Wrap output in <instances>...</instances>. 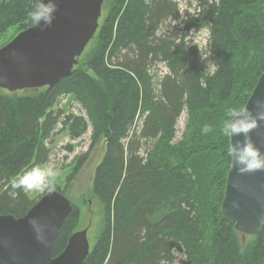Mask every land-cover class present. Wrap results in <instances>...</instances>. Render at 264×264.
<instances>
[{"label":"trees","instance_id":"1","mask_svg":"<svg viewBox=\"0 0 264 264\" xmlns=\"http://www.w3.org/2000/svg\"><path fill=\"white\" fill-rule=\"evenodd\" d=\"M196 1L184 27L167 30L181 17L174 0H112L69 76L53 86L0 88V214L20 217L35 203L13 181L48 161L46 143L59 126L72 139L91 127L94 143L106 144L93 185L104 218L84 264H264V226L243 248L221 212L232 162L222 124L264 72V0ZM34 3H0V47L34 25ZM192 29L209 31L213 71L187 40ZM159 62L168 68L163 76L150 73ZM63 96L85 115L57 107ZM185 109L190 132L170 145ZM73 205L54 256L80 225Z\"/></svg>","mask_w":264,"mask_h":264},{"label":"water","instance_id":"2","mask_svg":"<svg viewBox=\"0 0 264 264\" xmlns=\"http://www.w3.org/2000/svg\"><path fill=\"white\" fill-rule=\"evenodd\" d=\"M103 3L56 0L57 10L50 26L32 25L0 47V88L17 92L53 86L69 76L97 33ZM257 100H264V72L245 106L255 112ZM251 137L264 153V121ZM237 140H243V136L230 138V143ZM73 206L66 193L54 188L23 216L0 214V264H84L91 248L87 228L73 232L62 252L53 255L56 239ZM221 212L237 231L259 234L264 226V171L239 174L232 160ZM32 220L40 226L43 241L37 238Z\"/></svg>","mask_w":264,"mask_h":264},{"label":"rangeland","instance_id":"3","mask_svg":"<svg viewBox=\"0 0 264 264\" xmlns=\"http://www.w3.org/2000/svg\"><path fill=\"white\" fill-rule=\"evenodd\" d=\"M178 4L180 11V21H169L167 30L183 28L184 20L188 14H193L197 10L196 0H174ZM112 0H104L102 17L99 21L101 26L111 11ZM17 29H11L8 37L15 33ZM190 45H198L201 60L208 71H213L214 66L211 57L214 54V48L209 41V31L207 29H192L187 37ZM91 43L88 45L91 46ZM159 73L163 76L168 72V68L163 62H159L156 66H152L150 73ZM57 107L63 108L68 112L81 113L85 112L79 104L71 96H63L58 101ZM190 124L189 112L185 109L178 119L175 126L174 136L170 145H175L186 140L185 136L190 132L188 129ZM152 144L144 146L142 153L145 155L148 147ZM49 149V159L41 166L54 165L58 170V176L55 180V188L64 190L73 204L79 206L81 211V221L78 230L88 229V238L90 242V250L95 246V242L100 233V227L104 218L103 206L94 193V179L97 167L103 160L106 144L104 140L94 143L92 140V128L82 135L80 138L72 139L67 131L61 130L60 126L57 132L46 143ZM80 165L76 171L74 178L69 182V177L73 174L75 167ZM23 175V174H22ZM20 175L15 177L17 179ZM69 182V183H68ZM28 197L35 202L39 200L45 192L25 191ZM238 240L240 245L245 248L254 240V235L244 234L239 231ZM176 264H184L183 260H179Z\"/></svg>","mask_w":264,"mask_h":264},{"label":"clouds","instance_id":"4","mask_svg":"<svg viewBox=\"0 0 264 264\" xmlns=\"http://www.w3.org/2000/svg\"><path fill=\"white\" fill-rule=\"evenodd\" d=\"M56 10V0H47V2L35 0L32 10L28 12V17L35 26H40L41 23L50 26ZM256 107L255 112L246 106L231 107L227 110V118L222 124L221 130L224 136L229 138L243 136V140L230 143L228 147V155L232 158L239 174L264 171V153L251 137V133L260 127L261 121H264V100H257ZM212 130V127L207 124L202 128L204 134ZM57 176L58 170L54 165L36 166L13 181V187L24 191L51 193ZM30 224L37 231V238L43 241L44 237L37 221L32 220Z\"/></svg>","mask_w":264,"mask_h":264}]
</instances>
